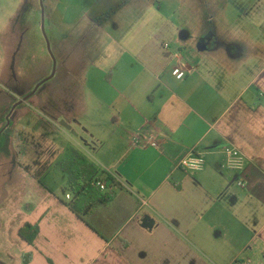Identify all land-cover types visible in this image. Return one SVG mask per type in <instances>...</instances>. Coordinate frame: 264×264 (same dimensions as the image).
Instances as JSON below:
<instances>
[{
	"label": "crops",
	"instance_id": "1",
	"mask_svg": "<svg viewBox=\"0 0 264 264\" xmlns=\"http://www.w3.org/2000/svg\"><path fill=\"white\" fill-rule=\"evenodd\" d=\"M46 1L55 75L96 90L72 151L115 184L97 204L94 189L67 193L62 171L58 184L38 177L9 229L18 264H264V0L212 6L211 33L182 3ZM151 132L155 146L132 143ZM228 148L243 153V171L225 166ZM191 152L201 171L178 167ZM25 224L38 227L32 244L18 236Z\"/></svg>",
	"mask_w": 264,
	"mask_h": 264
},
{
	"label": "rangeland",
	"instance_id": "2",
	"mask_svg": "<svg viewBox=\"0 0 264 264\" xmlns=\"http://www.w3.org/2000/svg\"><path fill=\"white\" fill-rule=\"evenodd\" d=\"M157 1L182 3V17L203 21L210 33L212 6L221 7L220 14L230 6V0ZM193 3L198 7L194 9ZM42 13L46 14L43 21ZM48 14L46 0L44 5L40 0H0V257L8 251L13 264L19 262L18 252L9 245L8 234L16 212L39 192L38 177L47 183L60 182L59 163L74 155L73 143L82 139L83 111L88 116L97 107L87 100L96 93L95 87L81 82L79 75L62 79L55 75L61 58ZM182 52L186 55L188 50ZM89 76L95 83L94 73ZM44 165L48 169L38 174Z\"/></svg>",
	"mask_w": 264,
	"mask_h": 264
},
{
	"label": "trees",
	"instance_id": "3",
	"mask_svg": "<svg viewBox=\"0 0 264 264\" xmlns=\"http://www.w3.org/2000/svg\"><path fill=\"white\" fill-rule=\"evenodd\" d=\"M58 166L67 175L65 191L71 192L75 197L84 194L88 189H94L98 196L97 204L105 203L112 198L111 192L102 193L99 187L94 186L93 183L100 182L106 187H110L115 184L114 179L104 171L97 175L93 166L82 162L80 155L74 153L71 158L61 161ZM68 206L74 213H79L75 205L68 204ZM37 234L38 227L36 225L25 224L18 231V236L28 244L33 243Z\"/></svg>",
	"mask_w": 264,
	"mask_h": 264
},
{
	"label": "built area",
	"instance_id": "4",
	"mask_svg": "<svg viewBox=\"0 0 264 264\" xmlns=\"http://www.w3.org/2000/svg\"><path fill=\"white\" fill-rule=\"evenodd\" d=\"M167 46V45H165ZM183 75V72H179L177 76L180 78ZM145 146H155L156 145V134L151 132L146 136L140 134L132 138V143L138 144L139 141ZM226 161L225 166L229 169L241 172L244 170L245 157L242 152L237 149H226ZM205 159L204 156L195 152L189 153L187 156H184L178 163V167L187 172H198L201 171L204 167ZM95 186L99 187L100 190H105L106 186L100 182L93 183ZM237 186L239 188L245 187V182L243 180L237 181ZM67 199L70 198V195H65ZM141 205H145V201L140 200ZM232 264H239L234 261Z\"/></svg>",
	"mask_w": 264,
	"mask_h": 264
},
{
	"label": "water",
	"instance_id": "5",
	"mask_svg": "<svg viewBox=\"0 0 264 264\" xmlns=\"http://www.w3.org/2000/svg\"><path fill=\"white\" fill-rule=\"evenodd\" d=\"M43 18H44V13H42V21H43ZM147 220H148V219H145L144 222H146ZM144 226H146V227H151V226H152V222H148V224L145 223Z\"/></svg>",
	"mask_w": 264,
	"mask_h": 264
}]
</instances>
